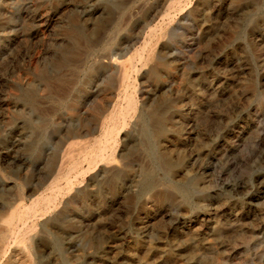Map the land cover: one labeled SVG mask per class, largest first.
I'll list each match as a JSON object with an SVG mask.
<instances>
[{
	"label": "rangeland",
	"instance_id": "374dc122",
	"mask_svg": "<svg viewBox=\"0 0 264 264\" xmlns=\"http://www.w3.org/2000/svg\"><path fill=\"white\" fill-rule=\"evenodd\" d=\"M0 234V264H264V0H0Z\"/></svg>",
	"mask_w": 264,
	"mask_h": 264
},
{
	"label": "bare ground",
	"instance_id": "6f19581e",
	"mask_svg": "<svg viewBox=\"0 0 264 264\" xmlns=\"http://www.w3.org/2000/svg\"><path fill=\"white\" fill-rule=\"evenodd\" d=\"M179 2V1H178ZM181 2V1H180ZM179 2V3H180ZM180 5V4H179ZM178 5V6H179ZM138 54V53H137ZM126 77V76H125ZM127 103H128V107H129V109H131V110H133V109H135V102H134V100L131 98V97H129L128 98V101H127ZM124 110V109H123ZM128 110V109H127ZM129 115H130V113H129ZM123 116H125L124 115V112L122 111V110H120L118 113H117V115H116V117L118 118V117H123ZM128 117V116H127ZM126 117V118H127ZM123 121V120H122ZM124 121H126V120H124ZM124 123V122H123ZM106 130H107V128H106ZM106 132V131H105ZM105 132H104V134H105ZM114 133H115V127L113 126V127H111L109 130H108V137H110V138H112L113 136H114ZM116 135H117V137L120 135V133L118 132V133H116ZM105 136V135H104ZM102 137V136H101ZM113 140V139H112ZM81 142V141H80ZM100 144L102 143V141L100 140V141H98ZM108 142V141H107ZM117 142V141H116ZM98 143V144H99ZM113 144H115V142L113 143ZM108 145V144H107ZM107 145H105V146H107ZM113 147H114V145H113ZM103 148L104 147H102V150H103ZM88 148H86L82 153V159L84 160V161H87L89 164H93L95 161H97V160H99V161H102V156L101 155H99V148H97V147H95V148H93L92 150H87ZM105 149V148H104ZM112 150V149H111ZM111 150H110V152H111ZM107 155V154H106ZM105 155V156H106ZM105 156H103V157H105ZM110 156V155H109ZM112 157V156H111ZM108 160V159H107ZM106 162V161H105ZM109 162H111V161H109ZM113 162V161H112ZM78 162H75L74 164H73V169L75 170L76 168H78V165L79 164H77ZM97 163V162H96ZM105 166V165H104ZM90 169V168H89ZM78 170V169H77ZM83 173V172H82ZM85 173V172H84ZM37 199V198H36ZM54 199V198H53ZM40 201H45L44 199H42V198H38L36 201H35V203H34V205H32V207H30L29 209L27 208V210L25 211V212H23V213H20V212H16V213H14L10 218H9V220H8V222H7V233L8 234H13L14 233V230H15V227H14V224L16 223V222H18V221H21V220H23L24 218H26L29 214H31V212L32 211H34V209H35V207L39 204V203H41ZM44 205V204H43ZM42 206V205H41ZM46 206V205H45ZM48 206V205H47ZM26 208V207H25ZM49 208V207H48ZM22 209H24V208H22ZM37 209H38V207H37ZM36 212V211H35ZM29 219V218H28ZM27 220V219H26ZM23 222V221H22ZM17 224V223H16ZM16 227H17V225H16ZM20 231V230H19ZM22 231V230H21ZM18 235V234H17ZM9 236L8 235H1L0 234V256L3 254V251H4V249H3V246H4V244L6 243V241H7V238H8ZM15 238V237H14ZM14 241V240H13ZM8 260V259H7ZM12 261V260H11ZM1 263V262H0ZM5 263H7V262H5ZM5 263H3V264H5ZM7 264H9V262L7 263Z\"/></svg>",
	"mask_w": 264,
	"mask_h": 264
}]
</instances>
